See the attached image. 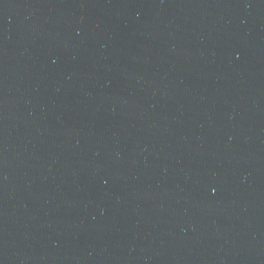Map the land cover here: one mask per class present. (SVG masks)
Listing matches in <instances>:
<instances>
[{"label": "water", "instance_id": "1", "mask_svg": "<svg viewBox=\"0 0 264 264\" xmlns=\"http://www.w3.org/2000/svg\"><path fill=\"white\" fill-rule=\"evenodd\" d=\"M0 264H264V0H0Z\"/></svg>", "mask_w": 264, "mask_h": 264}]
</instances>
